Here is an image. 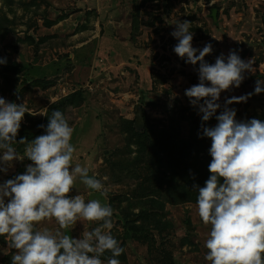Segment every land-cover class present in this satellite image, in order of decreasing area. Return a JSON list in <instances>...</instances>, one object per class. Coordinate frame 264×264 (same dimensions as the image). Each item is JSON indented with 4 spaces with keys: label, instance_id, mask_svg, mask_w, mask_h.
I'll return each instance as SVG.
<instances>
[{
    "label": "rangeland",
    "instance_id": "rangeland-1",
    "mask_svg": "<svg viewBox=\"0 0 264 264\" xmlns=\"http://www.w3.org/2000/svg\"><path fill=\"white\" fill-rule=\"evenodd\" d=\"M92 3L87 11L86 0H0V58H6V68L19 69L18 73L0 72V97L24 104L27 112L20 128L38 131L35 139L46 134L37 121L44 120L48 107L80 92L77 107L64 112L74 129L72 163L88 167L90 176L101 179L107 196L88 189L79 178L68 195H83L86 202L98 199L111 206L112 235L124 248L121 264H210L205 260L210 226L199 218L196 204H165L161 209L152 202L158 200L154 194L152 201L144 196L145 204L139 202L137 193L148 189L143 181L146 171L136 160V148L127 146L126 124L136 123L140 105L141 118L144 113L149 126L184 140L192 137L193 122L201 125L198 107L185 96L187 89L199 83V63L191 65L174 53L178 41L171 33L176 21L191 23L194 48L212 45L206 63L214 64L221 55L226 60L232 51L245 62L254 60L255 71L244 73L239 88L221 92L216 115L226 99L253 93L256 81H264V0ZM228 107L236 110L237 121L247 122L264 111V92ZM216 123L213 117L205 127ZM136 125L139 129L142 122ZM14 148L23 155L25 148L21 152ZM203 155L198 153L199 158ZM30 163L26 157L14 160L12 168L0 173V184L24 174ZM141 208L150 211L151 219L144 223L147 238L138 240L125 235L123 214H138ZM96 224L80 220L60 229L53 218L37 222L34 230L60 231L80 239ZM10 243V237L0 236V264H11L16 250ZM164 254L169 260L161 256L157 261Z\"/></svg>",
    "mask_w": 264,
    "mask_h": 264
},
{
    "label": "clouds",
    "instance_id": "clouds-1",
    "mask_svg": "<svg viewBox=\"0 0 264 264\" xmlns=\"http://www.w3.org/2000/svg\"><path fill=\"white\" fill-rule=\"evenodd\" d=\"M174 24L171 36L178 41L174 53L191 65L199 63V83L187 89L185 96L198 107L202 123L213 117L217 121L214 127H202L203 137L211 140L210 175L204 187L194 186L198 216L210 226L205 260L210 264H264V121H237L236 110L228 107L264 92V81H256L253 93L226 99L216 115L221 92L239 88L244 73L255 71L254 60L245 62L232 51L226 60L221 55L208 64L204 58L212 45L194 48L191 23ZM6 63V58H0V65ZM26 112L24 104L0 97V173L12 168L14 160L26 157L31 161L24 174L0 184V236L10 237V247L16 250L11 264H103L106 251L110 252L107 264H121L118 257L124 248L112 235L111 206L98 199L86 202L83 195H68L79 178L88 189L107 196L101 179L90 176L88 167L72 163L76 151L71 143L73 127L60 110L53 111L46 134L28 143L21 156L13 145ZM53 218L60 229L80 220L97 224L80 239L60 231L34 230L37 222Z\"/></svg>",
    "mask_w": 264,
    "mask_h": 264
},
{
    "label": "trees",
    "instance_id": "trees-1",
    "mask_svg": "<svg viewBox=\"0 0 264 264\" xmlns=\"http://www.w3.org/2000/svg\"><path fill=\"white\" fill-rule=\"evenodd\" d=\"M6 70L15 73L19 71L17 67L6 68L5 65H0V72ZM80 96V92H76L51 104L45 112L44 120L42 122L37 121L39 130L43 128L46 130L48 119L51 117L53 111L60 110L65 116L64 112L67 107H77ZM251 119L264 121V111L253 115L249 121ZM141 122L142 125L139 129L135 122H127L125 131L127 146H134L136 148V160L145 167L146 173H150L149 175L145 173L143 179L144 182H147L145 188L148 189L144 192L143 187L137 193L138 197H140L138 198L139 202L141 204L144 203V196L152 201L151 196L154 194L158 200L152 202L158 203L161 209H163L165 204H196L198 193L197 188L194 186L204 187L210 175L208 165L211 157L208 151L211 146V140L203 137L202 133V126H208L209 121L202 123L201 120L202 126L193 122V135L187 140L181 139L175 133L171 134L168 131L156 130L149 126L147 120L144 118V113ZM37 132H35V129L29 127L23 130L19 128L16 144L13 147H16L21 152L22 148H26L27 144L34 139ZM21 139H24L25 143H19ZM200 152L204 153L201 158L198 156ZM157 214L159 213L157 212ZM155 216L157 217V215ZM159 216L161 215L159 214ZM150 219V211H146L143 208L140 209L138 214H132L131 212L124 213L125 235L130 237L133 235V238H138V240L146 239L147 233L145 229L147 228H145L144 223ZM139 221L140 223H138ZM167 225L165 222L163 224L164 228ZM121 247L123 246L121 245ZM161 256L163 258L165 256V259L169 260V257L164 254L160 255L157 261L160 262L162 260ZM109 257L110 252L106 251L101 259L107 262ZM118 259L124 261V252Z\"/></svg>",
    "mask_w": 264,
    "mask_h": 264
},
{
    "label": "water",
    "instance_id": "water-1",
    "mask_svg": "<svg viewBox=\"0 0 264 264\" xmlns=\"http://www.w3.org/2000/svg\"><path fill=\"white\" fill-rule=\"evenodd\" d=\"M215 13L216 11L214 9L211 10V14H212V17L215 19ZM136 111H137V120H136V124H140L141 123V109H140V105H137V108H136ZM37 130V128H36ZM190 229V228H188Z\"/></svg>",
    "mask_w": 264,
    "mask_h": 264
},
{
    "label": "crops",
    "instance_id": "crops-1",
    "mask_svg": "<svg viewBox=\"0 0 264 264\" xmlns=\"http://www.w3.org/2000/svg\"><path fill=\"white\" fill-rule=\"evenodd\" d=\"M86 1L88 2V7L86 8V10L89 11L90 7L92 8L93 3H92V0H86ZM85 5H86V3H85ZM85 5H83V6H85Z\"/></svg>",
    "mask_w": 264,
    "mask_h": 264
}]
</instances>
